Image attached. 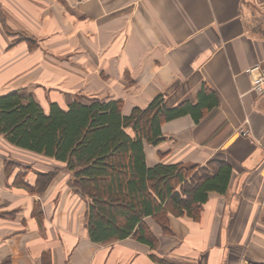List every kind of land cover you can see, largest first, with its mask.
<instances>
[{
    "label": "crops",
    "instance_id": "crops-1",
    "mask_svg": "<svg viewBox=\"0 0 264 264\" xmlns=\"http://www.w3.org/2000/svg\"><path fill=\"white\" fill-rule=\"evenodd\" d=\"M0 9L15 31L0 18V93L21 89L44 107L119 99L129 114L159 94L167 107L197 104L206 85L217 104L198 121H165L163 140L145 142L147 163L215 159L233 169L198 220L170 214L165 233L145 217L156 248L132 236L101 244L89 237L86 201L65 164L0 134V264L264 263V95L247 73L264 65V0H0ZM57 167L43 191L29 189Z\"/></svg>",
    "mask_w": 264,
    "mask_h": 264
},
{
    "label": "trees",
    "instance_id": "trees-1",
    "mask_svg": "<svg viewBox=\"0 0 264 264\" xmlns=\"http://www.w3.org/2000/svg\"><path fill=\"white\" fill-rule=\"evenodd\" d=\"M0 18L14 33L1 9ZM216 104V95L206 85L197 104L185 100L167 107L159 94L129 114L122 112L119 99L77 96L66 105L50 101L44 107L33 93L10 89L0 93V134L14 146L65 164L69 185L86 201V227L93 242L107 244L132 236L156 248L159 240L145 217L152 216L165 233H171L170 214L198 220L209 194L227 191L233 169L215 159L202 166L182 162L150 166L145 142L156 145L163 140L165 121L187 113L198 121L205 108ZM14 165L6 161L7 169ZM59 169L40 173L37 188L29 189L43 191Z\"/></svg>",
    "mask_w": 264,
    "mask_h": 264
},
{
    "label": "built area",
    "instance_id": "built-area-1",
    "mask_svg": "<svg viewBox=\"0 0 264 264\" xmlns=\"http://www.w3.org/2000/svg\"><path fill=\"white\" fill-rule=\"evenodd\" d=\"M247 73L250 76L252 89L258 94L264 95V65L257 63L247 68ZM244 134H249V128L242 129Z\"/></svg>",
    "mask_w": 264,
    "mask_h": 264
}]
</instances>
